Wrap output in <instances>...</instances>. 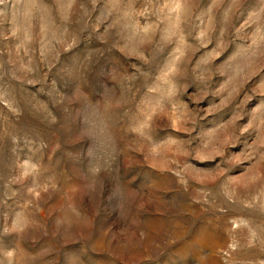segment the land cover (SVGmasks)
Returning a JSON list of instances; mask_svg holds the SVG:
<instances>
[{"label": "rangeland", "instance_id": "rangeland-1", "mask_svg": "<svg viewBox=\"0 0 264 264\" xmlns=\"http://www.w3.org/2000/svg\"><path fill=\"white\" fill-rule=\"evenodd\" d=\"M0 264H264V0H0Z\"/></svg>", "mask_w": 264, "mask_h": 264}]
</instances>
